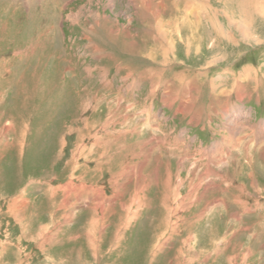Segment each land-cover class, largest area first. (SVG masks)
<instances>
[{"label": "rangeland", "instance_id": "1", "mask_svg": "<svg viewBox=\"0 0 264 264\" xmlns=\"http://www.w3.org/2000/svg\"><path fill=\"white\" fill-rule=\"evenodd\" d=\"M133 7L0 0V264H264V17Z\"/></svg>", "mask_w": 264, "mask_h": 264}, {"label": "bare ground", "instance_id": "2", "mask_svg": "<svg viewBox=\"0 0 264 264\" xmlns=\"http://www.w3.org/2000/svg\"><path fill=\"white\" fill-rule=\"evenodd\" d=\"M88 1L91 2L92 0H88ZM97 1H100V0H97ZM107 1L110 2V3H112L114 0H107ZM127 1H128V4L134 3V7L133 8H135V9L137 8L136 10L137 11H140L141 12L140 13L141 15L144 14V15H150V16L153 17V19L155 21V22L154 21L153 22L156 23V25H158V27L157 26H155V27H157L156 28L157 34H158L160 40H162V42H164V37L167 36V34L165 33V32H167L165 30L166 28L164 29V26H166V25L167 26H170V27H173L174 29H177V32L180 31L179 30L180 28H181V30H182V28H184L183 30L185 31V33L187 35L189 32L193 31L192 30L193 28L191 26L192 23L194 24V29H197L198 30L199 27H202L201 24L204 21L209 26V28L207 29L208 32L207 31L206 32L207 33H210L211 35L214 34L215 37H217L216 39H218V37H222L224 34L227 35V36L230 35L232 37L234 31H237L238 33H241V29H240L241 27H245V29H247V31L243 29L244 30V33L243 34L244 35L246 34L248 36V34H249V27H251V26L253 27L254 24H255V23H251L252 21L255 22L254 21V18H256V16L257 17H260V16L261 17H264V0H232L233 1L232 4L229 3L228 0H217L218 2H221L222 4H223V2L224 3L228 2L229 3V6H230V9H231V13L233 14V15L232 14H227L229 12L223 11L222 14H223V17H224V21L223 20L222 21L224 22V24H222V23L220 24L218 22V21H220L219 19L217 21V19H216V16H217L216 13L217 12L215 10H211L212 7H214V3L212 4V0H202L204 2H202V5L200 7H198L199 10H197L198 8L196 9V7L198 5L197 3L199 1H201V0H186L184 2V4H182V6H181V3H180L181 2L180 0H172V8L173 9L171 11L173 12V14L177 12V17L180 20H178L176 18H173V19H164V18H162L160 16L162 13H164L166 11V9H168V8H166V7H168V4H167V1L166 0H127ZM153 1H155V2H153ZM219 4H217V5H219ZM180 6H181V8H180ZM229 6L227 7V9L229 8ZM152 7H155V8L161 7V10L152 9ZM190 7H193L195 9L194 10H192V9L189 10ZM182 11H183V13H182ZM79 13H80V10L77 11V14H79ZM234 14H237V16H239L240 18L243 17V19L241 21H236L235 20L236 17L234 16ZM72 16H73V13L71 12V16L70 17H72ZM130 18L131 17L128 18L129 21H130ZM70 21H75V20H71L70 19ZM142 21H143V19H142ZM252 27L250 29H252ZM114 33L115 32L112 30L111 31V34H114ZM169 33H171V32H169ZM168 35H171V34H168ZM189 36L190 37H193V34H190L189 33L188 34V39H190ZM152 38H154V37H152ZM193 39H194V37H193ZM172 40H174V39H172ZM229 41H232L231 38L227 40V42H229ZM160 45H162V44H160ZM163 50H166V49H163ZM170 51H172V50H170ZM187 103L188 102H186V101H184L182 103L185 108H189V103L188 104ZM232 124L234 125V123H232ZM263 153H264V149H263ZM199 179H201V178H199Z\"/></svg>", "mask_w": 264, "mask_h": 264}]
</instances>
